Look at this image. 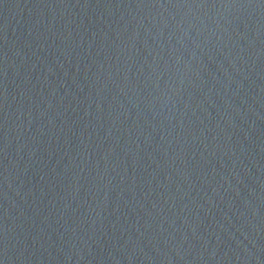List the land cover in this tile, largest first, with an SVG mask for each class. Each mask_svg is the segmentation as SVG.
I'll return each instance as SVG.
<instances>
[{
    "label": "water",
    "instance_id": "obj_1",
    "mask_svg": "<svg viewBox=\"0 0 264 264\" xmlns=\"http://www.w3.org/2000/svg\"><path fill=\"white\" fill-rule=\"evenodd\" d=\"M0 264H264V0H0Z\"/></svg>",
    "mask_w": 264,
    "mask_h": 264
}]
</instances>
